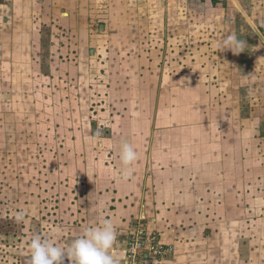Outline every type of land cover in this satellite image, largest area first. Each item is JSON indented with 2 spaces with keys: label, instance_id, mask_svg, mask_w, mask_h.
Here are the masks:
<instances>
[{
  "label": "rangeland",
  "instance_id": "rangeland-1",
  "mask_svg": "<svg viewBox=\"0 0 264 264\" xmlns=\"http://www.w3.org/2000/svg\"><path fill=\"white\" fill-rule=\"evenodd\" d=\"M46 1L11 8L0 0V264H29L33 234L68 246L79 212L95 200L84 196L108 189L114 170L104 166L125 142L138 147V161L154 145L221 147L219 166L202 163L198 173L197 217L170 221L203 226L212 238L200 240L241 264H264V0H196L167 9L164 21L158 9L133 5L127 19L126 0L114 19L83 0L56 10ZM229 34L244 42L241 52L216 50ZM222 176L227 200L211 203L206 183ZM143 216L156 231L166 226Z\"/></svg>",
  "mask_w": 264,
  "mask_h": 264
},
{
  "label": "crops",
  "instance_id": "crops-1",
  "mask_svg": "<svg viewBox=\"0 0 264 264\" xmlns=\"http://www.w3.org/2000/svg\"><path fill=\"white\" fill-rule=\"evenodd\" d=\"M17 1L18 0H12L10 7H16ZM38 1L39 0H30V3L32 5L33 2ZM68 1L69 3H67ZM71 1L73 0H47L45 7H53L54 10H56V7H66L67 9H70L69 6H71ZM84 1H86L85 4ZM120 1L121 0H83L82 5L85 7L87 4L89 6L95 5V9L105 8V11L108 12V15L114 19L116 16L114 9L117 8L115 5ZM126 1V7H122V12L128 13L127 19L129 18L130 14L129 8L130 11H132L133 8H131V6L133 5L136 8L140 7L143 9L144 13H146L148 8L150 10L158 9L159 11L157 13L160 15V18L163 21L167 15V9L174 10L181 5L183 7L184 3H186L185 5H191L192 3L196 2V0H131V4L130 2L128 3L130 0ZM199 1L209 7H215L210 0H208L209 3L207 0ZM221 7L225 6L222 5ZM112 15L115 16L113 17ZM119 15H121V13ZM192 94L193 92H191L189 95L192 96ZM191 105L195 106L194 104ZM207 107L209 106L206 102L204 108ZM208 109L209 108H207V110ZM198 110L196 109V112L194 109L191 111V118L199 116ZM156 146L157 145L149 146L151 147L150 150L147 149L142 151V161L137 160L133 165H131L130 170H126L124 166H122L119 157L115 159V163H111L110 166H104L106 170L110 168L114 170L112 174L114 177H112L111 181L108 179V189H103L104 191L101 192L97 190L100 183L99 179L95 180L97 192L94 194L89 192L87 193L88 197L86 195L84 196V199H87L88 201L91 200L92 196L95 200L87 206L84 205V209L79 212L80 223L82 225H76L75 227H72L71 232L74 231L75 236L77 237L83 232L85 227L98 223L103 218L111 219L117 226L118 238L116 247L118 251L122 252L125 245L126 233L130 224L133 222L132 220H136L138 217L143 216L144 214L147 215V218L148 216H153L154 218V215H156L157 219L155 217V222L152 221L151 224L156 227L158 218L160 216L163 217L162 221L166 223V226L163 224L160 227V229L163 231L158 230L157 226V230L161 233L163 241L166 244L171 245L174 249L171 264H241V260L239 258L235 259V257L231 258L225 254H222L223 252H220L218 249V247H221L220 244H215L212 246L210 243L204 244L201 240H205L204 242H206V239L208 241L211 240L212 237L205 238L203 237V234L201 235L200 232L203 230V226L199 228V225L189 222L193 224V227L188 226L186 227L187 229L185 228V230L175 229L171 223L172 221H170L171 217L187 219V221L189 218L197 217V211L199 208L195 205L197 196L196 194H193V191H195L194 189L198 186V173L200 170H206L202 163H206V167L209 166L208 168L211 167L213 170H215L214 168H216V166H219L215 162L216 160L214 154L216 152L221 153L222 150H217L221 149V147L211 145L210 148L205 147L203 152H199L198 146H191L188 149L184 147H179L177 149L176 147V150L174 149L173 151L166 149L161 150L160 146L157 147L158 149H156ZM133 147L136 149L137 153H139L138 147ZM117 148L118 147H115L113 149H115L116 153L118 152L119 156L118 149L120 148ZM139 157L140 156H138V159ZM162 161L165 163L161 164ZM139 168H142L143 170V177H140V172L136 173L134 171L138 170ZM100 181L102 182L103 180ZM140 186H143V188L140 189ZM229 186L225 187L223 176L220 179V183L216 181H207L205 186L206 191H204L203 195L206 200L211 199V203L218 200L224 202L227 200V195L230 192ZM162 187H164V189L160 190ZM165 187H167V189ZM169 189H172L173 192L171 191L168 193ZM185 189L188 191L185 192ZM215 189L218 192H216ZM168 194H170V197L167 198ZM215 196L219 197L215 198ZM78 199L81 198L78 197ZM100 201H109L108 209L107 207L105 208V206H103L102 209H99L101 205L97 202ZM161 201H165L166 204H162ZM168 201L174 202V205L171 203L169 204ZM186 201L191 203L184 204ZM209 206L210 205L208 203L203 206V209H206ZM76 212L77 211H75V214ZM206 215H209V211L207 210ZM205 226L208 227V225ZM179 232H181V236H187V239L180 237V235H178ZM70 235L71 236L67 238L68 240L75 239L73 234ZM64 246L67 247L66 245ZM170 257L171 255H169V258ZM233 259L234 261H232ZM64 263L67 264L70 263V261L65 259ZM243 264L247 263L243 262ZM257 264H262V261L257 262Z\"/></svg>",
  "mask_w": 264,
  "mask_h": 264
},
{
  "label": "clouds",
  "instance_id": "clouds-1",
  "mask_svg": "<svg viewBox=\"0 0 264 264\" xmlns=\"http://www.w3.org/2000/svg\"><path fill=\"white\" fill-rule=\"evenodd\" d=\"M230 49L234 54L244 49V42L235 34H229L216 50ZM119 159L126 170H130L138 160L136 149L129 143H123L119 150ZM26 213H15L14 219L23 222ZM117 226L113 220L103 218L98 223L87 226L67 246L33 234L26 242L30 252L29 264H63L65 257L70 264H124L125 254L117 250Z\"/></svg>",
  "mask_w": 264,
  "mask_h": 264
},
{
  "label": "built area",
  "instance_id": "built-area-1",
  "mask_svg": "<svg viewBox=\"0 0 264 264\" xmlns=\"http://www.w3.org/2000/svg\"><path fill=\"white\" fill-rule=\"evenodd\" d=\"M145 219L144 216L138 217L128 228L122 250L124 264H169L173 247L166 244L161 233L150 228Z\"/></svg>",
  "mask_w": 264,
  "mask_h": 264
},
{
  "label": "trees",
  "instance_id": "trees-1",
  "mask_svg": "<svg viewBox=\"0 0 264 264\" xmlns=\"http://www.w3.org/2000/svg\"><path fill=\"white\" fill-rule=\"evenodd\" d=\"M211 3L216 6L217 4H219L220 0H210ZM223 5V4H222Z\"/></svg>",
  "mask_w": 264,
  "mask_h": 264
}]
</instances>
